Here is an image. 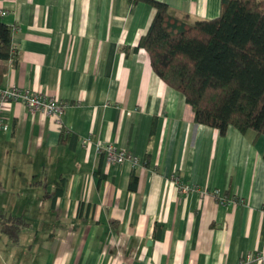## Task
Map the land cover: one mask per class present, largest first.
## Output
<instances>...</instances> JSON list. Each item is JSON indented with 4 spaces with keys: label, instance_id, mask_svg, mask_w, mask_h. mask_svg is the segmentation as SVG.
I'll return each instance as SVG.
<instances>
[{
    "label": "crops",
    "instance_id": "0c3cea01",
    "mask_svg": "<svg viewBox=\"0 0 264 264\" xmlns=\"http://www.w3.org/2000/svg\"><path fill=\"white\" fill-rule=\"evenodd\" d=\"M155 1L193 20L221 12V0ZM155 14L128 0H0L17 51L1 87L66 106L59 118L5 107L0 210L30 226L13 243L2 223L0 264H264V136L196 124L136 50ZM108 145L135 162L109 163Z\"/></svg>",
    "mask_w": 264,
    "mask_h": 264
},
{
    "label": "trees",
    "instance_id": "16d2710c",
    "mask_svg": "<svg viewBox=\"0 0 264 264\" xmlns=\"http://www.w3.org/2000/svg\"><path fill=\"white\" fill-rule=\"evenodd\" d=\"M128 1L156 10L136 50L144 49L155 74L185 97L196 124L222 136L230 128L264 136V0H221L220 16L209 20H193L155 0ZM15 30L0 23V85L17 54ZM72 139L64 129L61 142ZM9 221L16 230L20 224L19 232L30 226L21 217Z\"/></svg>",
    "mask_w": 264,
    "mask_h": 264
},
{
    "label": "built area",
    "instance_id": "2783aa9c",
    "mask_svg": "<svg viewBox=\"0 0 264 264\" xmlns=\"http://www.w3.org/2000/svg\"><path fill=\"white\" fill-rule=\"evenodd\" d=\"M1 15L5 16L7 15V13L2 12ZM13 58L11 61H13ZM8 104H17L23 108L28 109L32 113L40 112L48 116H55L57 118H59L66 109V106L59 104V102L54 98H48L40 96L38 94H33L29 90H25L16 86L4 89L0 85V131L3 132H7L9 130V125L7 124L4 116L5 107ZM98 151L100 153L106 154L107 161L111 164H122L130 160L135 162V159L126 151L118 149L111 145L99 147ZM174 179L176 180V182H178V184L180 183L177 176H174ZM181 190L182 192H188L190 188L181 187ZM253 260L254 257H248V261Z\"/></svg>",
    "mask_w": 264,
    "mask_h": 264
},
{
    "label": "rangeland",
    "instance_id": "374dc122",
    "mask_svg": "<svg viewBox=\"0 0 264 264\" xmlns=\"http://www.w3.org/2000/svg\"><path fill=\"white\" fill-rule=\"evenodd\" d=\"M1 203V202H0ZM13 216H11L8 212H3L2 213V211L0 210V226L2 225V223L5 225V224H8L9 222L11 223V221H9L11 218H12ZM24 219V218H23ZM9 221V222H8ZM18 226V225H17ZM19 226H20V224H19ZM19 226H18V230H16V228L15 227H10V228H8V231L10 232V233H12V231H14L13 232V235H17L18 234V236H20V234L22 233V231L21 232H19ZM21 229L22 230H24L25 229V227H21ZM11 230V231H10ZM2 233V232H1ZM13 243H18V241L17 242H13Z\"/></svg>",
    "mask_w": 264,
    "mask_h": 264
}]
</instances>
